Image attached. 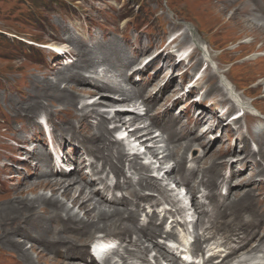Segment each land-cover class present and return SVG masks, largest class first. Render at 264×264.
Segmentation results:
<instances>
[{"label": "rangeland", "instance_id": "374dc122", "mask_svg": "<svg viewBox=\"0 0 264 264\" xmlns=\"http://www.w3.org/2000/svg\"><path fill=\"white\" fill-rule=\"evenodd\" d=\"M230 2V0H0V211L2 212H0V264H91L78 258L86 249V244L79 241L81 236L78 235L80 251L77 253V260H71L73 254L68 247L73 244L74 237L67 239L68 246H62L57 240L61 239L62 235L72 237L79 234L71 231L73 227L62 230L56 225L58 222L55 220L56 222L53 221L51 224L56 227L49 228V231L39 235L27 232L28 235L36 237V242L47 238V242L42 246L24 234V224L18 223L25 213L21 209L24 207V200H35L39 196L62 200L65 207L70 210L69 214L87 220L84 211L65 201L61 192L54 194L49 188L38 186L40 181L49 179L42 176L50 167L55 168V174L63 178L51 179L53 181L69 180L70 178L67 177L78 176V171L92 178L94 182L87 179L89 185H86L84 190L87 198H92L89 202H93L98 209L112 211L120 208L96 194L103 185L96 183V178L113 186L117 177L110 170L109 165L102 161L100 158L102 155L99 156L82 135L76 134L73 140L68 137L60 138L61 144L57 143L53 150L46 143L44 129L60 136L64 125L70 126L73 123V115L80 114L81 109L93 114L92 109L100 113L103 118L104 115L109 116L106 118L109 120L107 125L109 130L113 131L109 137L110 141L120 142L123 150L125 146L128 153L125 150L121 152L131 157L129 159L137 155L139 166H149L145 167L149 171L143 170L139 175L134 169L129 168V162L125 159L122 168L127 177L121 176V181L123 183V179L129 180L132 185L126 189H116L117 198L124 196L130 199L129 191L132 187L140 190L138 186L140 176L147 177L157 186L167 188L163 195L155 189L145 188L141 191L144 196L142 204H145V207L140 211L136 221L145 224L153 218L159 227L158 224L165 218L161 235L138 244L141 248L151 250L148 258L154 260L153 262L160 256V251L169 249V246H166L169 240L191 243V239L195 240L197 236L204 235L203 229L213 217L209 213L202 215L201 210L207 209L211 212L214 207V211L215 207L220 206L224 200L230 199L219 213L217 223L225 230L238 224L251 230V233L253 231L260 233L264 230V161L262 160L264 130L257 137L249 134L251 121L255 118V120H264V30L250 27L244 22L248 18L264 21V0H252L253 12L239 15L234 14L231 5L225 10L222 9L224 4ZM193 34L198 36L194 35L196 41L199 37L203 40L197 43L193 40ZM173 37L176 41L168 45ZM33 40L39 43L35 42L36 45H32ZM204 40L210 45L204 43ZM109 42L122 46L131 61L133 60L128 66V69H134L130 75L127 69L122 78L118 73L111 72L112 70L103 62L104 59L100 54L110 46ZM53 45L58 46L64 54L59 56L47 47ZM202 45L209 48V55L211 54L210 57L213 59L200 61L197 65L203 55L207 57L200 52ZM163 49L165 51L161 53ZM176 49H181L182 55L193 52L195 55L188 56L181 64L176 65L178 58L168 52L170 50L175 53ZM86 55L91 56L85 59ZM92 57L90 64L82 68L81 59L87 62ZM146 62L149 66L140 70ZM94 65L100 75L109 72L104 82L111 83L113 79L131 92L138 87L145 88L151 93L154 102L149 101L147 106L137 97L127 104L117 99L120 98L118 94L103 89L96 90V85L101 86L102 83H98V80L87 71L89 68L95 69ZM67 73H72V78L59 81V75ZM223 73L229 78L228 80ZM214 74L217 77L216 81L223 86L225 94L226 92L230 94L233 87L234 95L238 94L249 103L247 108L250 112H247L245 118L239 119L236 123L230 122V111L226 118L223 117L226 108H230V99L224 107H221L215 104V100L220 98L219 95L211 92L205 94L209 85L211 88L215 86L209 81L210 78L205 79V75L209 77V75L215 76ZM84 78H87V81L81 80ZM191 82L195 83L193 93L189 91ZM83 91L93 93L88 94ZM204 96L205 100H203ZM70 98L71 100L76 98L73 107L67 104ZM111 100H116L118 104L112 107ZM252 103L260 111L252 106ZM152 106H157L155 117L160 118L164 115L171 128L187 126L193 135L206 133L207 141L204 146L198 145V142L192 147L187 143L168 142V137L162 132L161 126L150 125V118L154 113ZM68 108H73L75 114L67 115ZM200 110L208 116L215 115L212 118L215 122L218 117L221 118L222 123L218 126L212 125L213 128L208 129L212 121L207 120L195 128V116ZM120 115H123L122 118L126 117L127 121L135 117L141 118L137 124L141 130L137 135L131 136L132 127L136 124L123 126L115 120L121 117ZM29 118H34V121H29ZM99 120L100 117H97L93 120V124L95 125ZM116 126L117 129H114ZM115 130L124 134L116 135ZM84 131H87L86 126ZM33 134L38 135L39 138L30 141ZM239 143L243 146L240 147ZM187 147L191 148L186 149ZM118 148V145L111 146L105 153L112 154L114 159L113 154H116ZM156 150L158 154L154 157L152 151ZM203 151H206L205 157ZM51 152L63 155V166L74 168L70 172L60 171L61 165L55 167L51 164ZM37 153H43L47 159L45 161L37 159L35 156ZM183 155L186 158L185 168L188 175L193 177L191 179L193 183L197 182L198 189L195 196H192L187 185L179 184L171 178L176 175L177 160H179L178 164L184 162ZM92 162L96 164L95 173L91 166ZM160 167L163 168L159 169ZM172 168L175 170L170 173ZM231 172L235 176L233 183L236 189L232 196H225L227 187L221 185L217 190L216 188L222 182L221 175L229 177ZM201 176L202 182H206L213 191L216 190L214 204L207 200L209 190L200 183ZM19 201L22 202V207L18 209ZM9 208H12L11 211ZM19 210L22 212L18 213ZM43 213L44 211L39 212V215ZM10 214L13 216L12 219ZM63 216L66 217V213L63 212ZM99 231L94 230L91 235L85 234L90 235L84 237L85 243L93 236L94 241L102 239L104 231ZM58 232L61 236L57 238ZM171 232L175 234L174 237L167 235ZM105 238L112 239L109 236ZM53 239L56 241L52 242ZM132 239H136L135 234H132ZM261 241L264 244V236ZM17 243L22 245V250L28 257H24L19 251V247L15 245ZM110 243L113 245L109 257L113 264H123L120 256L125 255L124 246H128L131 251L138 250L124 240L105 242L106 245ZM219 243V237L208 241L203 239L204 256L207 257L217 250ZM51 248L62 252L51 253L49 252ZM262 256V252L243 255L236 259L234 264H243V260L253 264L261 261ZM202 258L200 253L195 264H201ZM262 262L264 263V260ZM100 264L104 262L100 261ZM126 264L146 263L139 262L135 257H129ZM161 264L170 263L161 261Z\"/></svg>", "mask_w": 264, "mask_h": 264}, {"label": "bare ground", "instance_id": "6f19581e", "mask_svg": "<svg viewBox=\"0 0 264 264\" xmlns=\"http://www.w3.org/2000/svg\"><path fill=\"white\" fill-rule=\"evenodd\" d=\"M230 1H231L230 3L224 4V6L222 7L223 10H225L229 5L232 6V8L234 10L233 12L236 15L249 14L250 12H253V10H254L252 0H230ZM244 22L250 27L254 26L255 28H257L259 30H264V21L263 20L260 21V20H256L255 18H248ZM194 35L197 36V34L192 35L193 40L196 41L194 38ZM200 40H203L202 37H199V40H197L196 42L199 43ZM205 42L206 41L204 40V43ZM109 44H110V46L105 48V50H102V52L100 54V55H102V57L105 61L103 59L102 60L112 70L111 72H113L114 74L118 73L123 78L129 64L132 63L133 60L131 61V59L125 53L124 48L122 46L113 44L112 42H109ZM201 47H202V49L200 50L201 53L203 52L204 54H206V53L209 54V48L208 47H203V45ZM195 53H197V51H195ZM191 55H195V54L193 53ZM90 56L91 55H86L85 59L90 58ZM209 57H210V55H209ZM92 59H93V57L89 61L84 62V60L82 58L81 60H82L83 65H81V67L82 68L87 67L90 64V62L92 61ZM208 59H209L208 57L205 58L203 56L202 58H200L198 60L197 65L200 63V61H203V62L209 61ZM147 67H148V65H147ZM87 71H89L94 76V78L96 80H98L97 81L98 83H102L101 86L96 85V87H95V88H97L96 90L103 89V90H107L109 93L118 94L120 96V99L118 97H117V99L120 100V102H124V103L128 104L130 101H132L133 99H135L137 97L142 98L143 102H145L147 106H149V101L154 102L153 98H151L152 95L149 91L138 88L136 90H133V92H131L130 90H127L123 86L119 85L113 79H112L111 83L104 82V79H105V77L108 76L109 72L105 75H100L96 66H95V69L89 68V69H87ZM72 75H73L72 73H67L65 75H59L60 77L58 79H59V81H60V79L66 80V79H69L70 77L72 78ZM206 75H208V73ZM206 75H205V79L207 80L210 78L209 81H211L212 85L215 84V86L213 88H211V87H209L210 86L209 85L208 90L205 92V94H210V92H211L214 95H219L220 98L215 100V104L220 105L221 107L224 106L229 101L230 98L227 97L226 94L223 92V86L220 85L216 81L217 80L216 74H214L215 76L209 75V77ZM81 80L87 81V78H84ZM88 82H90V80H88ZM83 92L88 93V94L93 93L91 91H88V92L83 91ZM102 95H106V94H102ZM235 97H236V95L232 96V101H234L237 106H240L244 110L248 109L247 106L249 103H247V101L245 99H242V97L239 95H238V97H236V98ZM235 99H236V101H235ZM111 101H112L110 104L111 106L118 104L116 100H114V101L111 100ZM124 103H121V104H124ZM172 103L175 104L176 102H172ZM67 104H68V106H71V107L75 106L76 98H73L72 100L70 98V100ZM236 105L233 104L232 102L229 103L230 109H235ZM119 106H123V105L119 104ZM156 107L157 106H152V108H151L154 111V113H153L152 117L150 118V120H151L150 125L155 126V127L161 126L162 132H164L168 137V142H178V144L187 143L188 146H191V147H192V145H194L195 142H198V145H200L202 147L204 146L205 142L207 141V140H205L206 133H202L201 135H198V134L193 135V134H191L192 131L189 130V127H187V126H180V127H177L176 129L171 128L168 125L167 120L164 119V115L160 118L155 117L157 114V108ZM91 112H94V113L90 114V113L86 112L84 109H81L80 114H75L73 108H68L66 111L67 115L72 114V113L75 114V115H73V123L70 126L64 125L60 136H57V134L56 135L52 134L51 137L54 141H59L60 138H66V137H68L70 140H73V138L75 137L76 134H80L86 139V141L90 144V146L96 150L95 152L98 153L99 156L102 155L100 158L102 159V161L104 163L109 165L110 170L116 175L117 181H116L115 185L110 186V185L106 184L102 179L96 178V180H95L96 183L103 184L102 187H100L98 189L96 194L100 195V198H102L106 202H108V203L110 202L114 206L120 207L121 209H123V211L120 208H115L112 211L101 210V209H98L97 206L93 202L92 203L89 202L92 198H87L84 189H85L86 185H89V182L87 181V179H91L92 182H94V180L92 178H88L84 174H80L78 171V176L73 175L71 177H67V178H70L69 180L53 181L51 179H54V178L63 179V178L57 176L55 174V170L50 167V168L45 170V172L42 176L44 178H49V179L40 181L38 186H40V187L43 186L44 188H49L54 194L61 192V195L63 196V199L65 201L71 202L73 207H77L78 209L84 211V214L86 215L87 220L84 221L83 219H79L76 215L69 214L70 210H68L65 207L64 202L62 200H57L55 198H47L46 196H39L35 200L25 199L24 203H23V205H24L23 208H21L22 202H20V201L18 202V204H17L18 209L21 208L22 210L25 211L24 216L22 215L23 217L21 220L18 221V223L24 224V226H23L24 231H25L24 234H26L29 238H31L34 241L36 240V237L33 235H28L27 232H29V233L31 232L35 235H39L42 232L49 231L48 230L49 228L56 227V226L51 224L55 220L58 222V224H56V225L58 227H61L62 230H64L65 228H68V227H73L75 230H73V228H72L71 231H75V233L76 232L79 233V234H76V236L73 235L72 237H69V236L64 237L62 235L63 236L62 237L59 234V232L57 234V238L61 236L60 237L61 239H57V240L62 246H68L67 239L74 237L72 239L73 244L68 246L70 248V249L68 248L69 251H71L73 254L71 257V260H77V255H78L77 253L80 251V248L78 245V240H79L78 238H79V236H81V239L79 241H81L82 244H86V249H84V252H81L79 254L78 258H80L81 261H83L85 263L100 264V262H98V260L95 257L91 256L90 245H88L90 240L93 237L89 241H87L86 243L84 241V237L90 236L94 230L96 232H100L99 230H102V231H104L103 232L104 236L114 237L116 239H125V237H126L129 239L128 242H129L130 246L138 248V250L131 251L128 248V246H124L123 250H124L125 255H127V256H125V255L120 256L121 260L123 261V264L127 263V260L129 259V257H135L138 261L147 263V262H149L148 253L151 250H149L148 248H144V247L141 248L138 244L139 243L143 244L144 242H146L147 238H149V239L156 238L157 235H159L161 233V228H159L157 226V224L153 220V218H151L146 224H139L136 221V218L138 217L139 212L143 208L142 203L144 202V196H142L141 191H143V189H145V188L146 189H155L156 191L158 190L159 194L163 195L166 193L167 188L157 186L152 181H150L147 177L140 176V179L138 181V186L140 187V190H137L135 187H132V189L129 191V194L131 195L130 199H127L125 197L117 198L115 195L116 189H118V188L126 189L130 185H132V182H130L129 180L123 179V178L127 177L125 175L124 169L122 168V165L125 164L124 160L126 159V161L129 162L128 163L129 168L134 169L135 173L139 174V175L142 173L143 170L149 171L147 168H145V167H149V166H142V165L139 166V164L137 163V158H139V157L137 155H133L134 157L132 159H129L131 157L127 156L126 153L125 154L122 153L125 150V148H124V150L121 148L120 142H118V141L111 142L110 141L109 137L111 136L113 131L109 130L108 125H107V123H109V120L106 118H108L109 116L104 115V118H103L100 115V113H97V112L93 111L92 109H91ZM30 116H32V115H30ZM120 116L121 117H118L117 119L114 118V119L117 120L123 126H126L127 124L135 125L141 119V118L135 117V118H131L129 121H127L126 117L122 118L123 115H120ZM97 117H100V120H99V122H96V124L94 125L93 120L97 119ZM214 117H215V115L208 116L207 113H205L204 111H201V113H199L198 115L195 116V120H194L195 121V128H198L204 121H207V120L212 121L211 125L208 126V129H212L213 128L212 125L218 126L221 123V121L217 120V122L215 123V121L212 120V118H214ZM28 120L34 121V118L33 119L29 118ZM256 123H257V125H254L255 127L252 126V128H251V136L253 135L254 137L260 136L262 131L264 130V121H257ZM85 126L87 129L86 132L84 131ZM142 129H145V128H142ZM140 130L141 129L139 127H135L133 129V135H137V133H139ZM38 138H39L38 135L33 134V136L30 137V141L37 140ZM115 145H118L119 148H118L116 154H113L115 156L113 159V157L111 156L112 154H106L105 152L109 151L108 149L111 146H115ZM191 147H187L186 149H189ZM129 150L130 149L128 148V151ZM102 152H104V153L102 154ZM203 152H204L203 157H205L206 151H203ZM152 154L156 156L158 154V151L157 150L154 152L152 151ZM95 155H97V154H95ZM35 156L37 157V159L42 160V161H45L47 159V157H45V155L43 153H37ZM183 158H184L183 163L178 164L179 160H177L176 175H174L173 177L171 176V178L179 184H186L188 186L189 191L193 194V196H195L197 193V189H198V187L196 186L197 182H196V184L193 183L194 181L191 180V179H193V177L188 175L187 170L185 168L186 158L184 155H183ZM199 159H201V157H199ZM262 160L264 161V155H263ZM95 165H96L95 163H93V162L91 163V166L93 168L94 173H95V169H94ZM123 167H124V165H123ZM174 170H175V168H172L170 170L171 171L170 173H172V171H174ZM200 173L202 175V170H200ZM229 175H230L229 177H223V175H221V178H222L221 184L226 185L227 188H229L228 196H232L235 189H236V185H235V183H233V179L235 176L233 175V172H231V174H229ZM121 176H123V178H122L123 183L121 181ZM200 183L206 189L209 190L207 198L211 203L214 204V202L216 200V190L218 189V187H220L221 184L219 186H217L215 191H213L212 188L206 182H202V176H201ZM229 200H224V202L220 206L215 207V210L212 211L213 219H211V220L209 219L208 222L206 223L205 227H204V231L207 233L208 237H206V235L197 236V238L194 241L192 248L188 251V253L191 255L197 254L198 252L202 251V245L200 243L202 238L205 240H209L211 238L219 237L220 238L219 249L215 250L214 253L210 257L203 258L204 264L210 260H215L217 258L220 260L221 264H231L236 258H239L242 255H248V254H252L255 252H263L264 253V244L261 241V238H263V236H264V230H262L260 233H258V231H253L251 233V230H249L246 227H241L240 224H238L237 226L232 227L228 230H225L223 226H221L217 223V218H218L219 213L224 209V207L229 202ZM11 202H13V201H11ZM91 207H93V208H91ZM7 208H5V209H7ZM1 209L3 210L2 207H1ZM9 209L11 211L12 208H9ZM15 210H17V209H15ZM42 211H44V213H43V215L40 216L39 212H42ZM21 212L22 211L19 210L18 213H21ZM63 212L66 213V217L63 216ZM7 213L8 212H6V214ZM200 213L202 215H207L209 212L207 209H202ZM10 216H12V215L10 214ZM14 217H15V214H14ZM16 217L20 218L19 216H16ZM4 218H3V220H4ZM12 218H13V216L10 219H12ZM14 220H16V219H14ZM4 222H6V221L4 220ZM260 227H259V229H260ZM51 234H52V232H51ZM85 234H90V235H85ZM132 234L136 235V239H134V240L131 239ZM68 235H70V234H68ZM169 236L173 237V233L169 234ZM55 237H56V235H55ZM47 240H48L47 238H43L40 240V242L35 241V243L43 246V244H45L47 242ZM54 241H56V240L53 239L52 242H54ZM15 245L17 247H19L18 249L24 255V257H28L26 252L22 250L21 244L17 243ZM101 248H104V250H101ZM59 251L60 250H58V249H52V248L49 250V252H51V253H61L62 252V251H60V252ZM98 251H99L98 255H100V259L104 262V264H113L110 261L109 257L107 256L108 253L111 251L110 247L102 245L98 249ZM81 254H84V255L81 256ZM105 255H106V258H103V256H105ZM160 257L165 259V261L167 260V261L171 262L172 264L178 263L177 262L178 260L176 258L175 253L174 254H168L166 251L160 252ZM60 261L64 262L67 260H60ZM184 262L188 263L187 260H185Z\"/></svg>", "mask_w": 264, "mask_h": 264}]
</instances>
